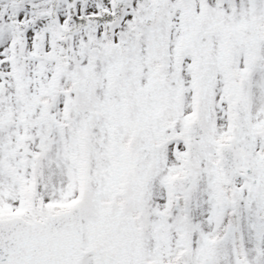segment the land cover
<instances>
[{"label": "snow or ice", "instance_id": "obj_1", "mask_svg": "<svg viewBox=\"0 0 264 264\" xmlns=\"http://www.w3.org/2000/svg\"><path fill=\"white\" fill-rule=\"evenodd\" d=\"M0 264H264V0H0Z\"/></svg>", "mask_w": 264, "mask_h": 264}]
</instances>
